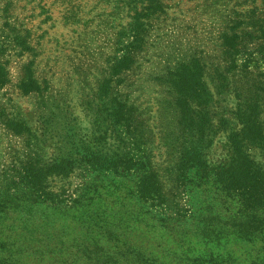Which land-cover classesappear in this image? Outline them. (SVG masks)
<instances>
[{"label":"rangeland","instance_id":"rangeland-1","mask_svg":"<svg viewBox=\"0 0 264 264\" xmlns=\"http://www.w3.org/2000/svg\"><path fill=\"white\" fill-rule=\"evenodd\" d=\"M152 7L135 30L134 62L111 74L120 47L132 38L134 11ZM260 25L264 0H0V43H8L0 61L9 73L0 88V261L208 264L212 253L218 264H264V209L242 210L233 192L195 169L183 185L168 171L182 130L175 92L165 80L179 62L198 59L209 91V101L199 106L215 130L222 121L238 124L236 111L246 102L258 103L264 123ZM12 28L25 44L12 40ZM233 31L239 34L235 50L222 36ZM29 62L41 93L18 87ZM106 78L107 96L101 90ZM117 99L135 107L136 120L129 130L109 133L108 111ZM6 118L29 131L12 134ZM219 130L209 148L212 161L225 153L226 133ZM109 134L112 147L162 164L161 199L139 198L135 174L91 168L50 179L61 193L57 203L37 199L21 180L28 162L44 166L69 153L72 141H108ZM250 151L264 161V151ZM178 210L184 215L172 216Z\"/></svg>","mask_w":264,"mask_h":264},{"label":"trees","instance_id":"trees-1","mask_svg":"<svg viewBox=\"0 0 264 264\" xmlns=\"http://www.w3.org/2000/svg\"><path fill=\"white\" fill-rule=\"evenodd\" d=\"M156 7L150 10H135L134 21L131 23V39L123 42L120 47V54L111 66L113 75H118L128 69L134 62V55L140 46L136 28L142 27L140 17L148 18ZM242 24L235 22L232 29ZM11 30V28L9 29ZM13 30V28H12ZM259 34L258 38L264 41V25L255 29ZM12 40L25 44L24 37H20L18 31ZM134 32V33H133ZM237 31L223 33V42L235 50L236 39L239 38ZM134 34V35H133ZM252 37L251 32L246 33ZM7 41L0 43V52H6ZM32 62L26 67L24 77L18 83L19 89L24 94L30 92L41 93L42 87L33 75ZM204 68L198 59L191 58L189 61H181L172 69L167 71L165 80L170 84L175 92V107L178 110V124L181 127L182 135L175 137L174 150L177 151L173 158L172 168L175 180L179 183L187 178L193 171H200L205 178L211 177L221 187L233 192L240 201L242 210L264 209V161L257 160L250 149L255 148L264 151V123L258 118L260 112L258 103H243L237 111L238 124L228 126L222 121L219 129L226 133L225 153L223 157H216L217 161L210 159L213 136L220 131L214 129L211 115L199 105L209 101V91L203 81ZM9 81V73L0 61V88ZM110 78L103 80L101 90L104 95H108ZM208 95V99H207ZM116 107H110L108 111L109 133L117 132L123 128H132L131 121L136 120L135 107L127 104L123 100H116ZM135 118V119H134ZM4 126L14 135H21L29 129L18 119L6 118ZM103 136L95 138L97 142L86 139L73 141L69 153L61 155L44 166H36L33 162H28L21 172V180L26 186L33 190L34 196L42 201L60 202L61 193L54 191L50 185V179L68 176L75 168H91L92 170H105V172L115 175H136V192L139 198L144 200L161 199L163 195V175L162 164L155 166L148 156L139 157L133 155L125 149L123 145L115 148L109 143L112 134L103 140ZM103 142V144L101 143ZM264 153V152H263ZM213 157V156H212ZM139 175V176H138ZM70 196V195H67ZM175 215H184L179 210ZM28 247L30 244L25 243ZM34 248V247H33ZM218 256L210 253L205 259L208 264H218ZM199 261V259H197ZM0 264H5L0 261ZM12 264V263H11ZM189 264V263H179ZM192 264V263H191Z\"/></svg>","mask_w":264,"mask_h":264}]
</instances>
